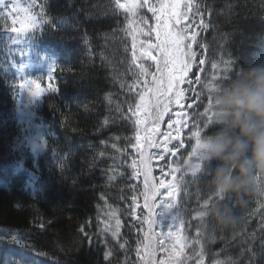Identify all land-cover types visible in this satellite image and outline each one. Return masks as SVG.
Returning a JSON list of instances; mask_svg holds the SVG:
<instances>
[{
    "label": "trees",
    "instance_id": "1",
    "mask_svg": "<svg viewBox=\"0 0 264 264\" xmlns=\"http://www.w3.org/2000/svg\"><path fill=\"white\" fill-rule=\"evenodd\" d=\"M30 2L26 0L24 5ZM149 2L156 6L154 0ZM192 3L199 4L208 25L199 30V65L193 70L200 80L197 101L209 105L211 90L234 77L240 64L264 60V0ZM40 4L45 5L50 26L20 44L8 40L0 21V227L27 235L16 242V248L22 250L18 264H143L134 237L139 222L133 221L132 210L126 212L128 205L133 206L134 196L141 199L140 182L137 185L131 179L130 162L136 156L128 138L135 135V128L116 110L121 105L127 113V103L134 99L121 84L132 83L129 46L139 31L126 32L129 20L115 9L113 0H37ZM39 10L37 7L29 15ZM27 15L23 12L18 17L27 22ZM140 16L153 25L151 11L141 8L132 28L139 27ZM7 26H13L12 19ZM15 27L24 29L20 22ZM23 62L27 70L19 67ZM53 64L62 68L55 73L58 92L32 99L25 90L17 103L13 98L15 77L36 78L32 75L41 72L38 84L44 79L45 84L39 86L47 89L46 75ZM15 106L35 119L31 125L38 131H31V136L37 134V146L42 142L46 147L35 158L29 191L21 186V174L9 182L4 178V168L17 160L16 140L27 129L20 132V125L10 120ZM206 112L209 114L208 108ZM65 117L67 127L62 125ZM114 137H120L119 141ZM113 143L126 151H117ZM53 155L59 156L58 164ZM104 170L114 172L115 179L109 182ZM205 171L207 175L198 178L186 175L185 183L188 177L192 183L181 184V194L187 197L181 215L182 235L198 243L188 246L178 260L182 264H264V198L246 197L242 206L234 196L221 200L210 190V175ZM210 204L232 207L235 226L221 229L207 217ZM109 205L119 210L122 227L117 239L110 233L99 234L108 219ZM37 214L51 220L46 229L34 227ZM140 214L143 216L142 211ZM82 226L92 236L93 245L79 231ZM109 250L111 255L105 260Z\"/></svg>",
    "mask_w": 264,
    "mask_h": 264
},
{
    "label": "rangeland",
    "instance_id": "2",
    "mask_svg": "<svg viewBox=\"0 0 264 264\" xmlns=\"http://www.w3.org/2000/svg\"><path fill=\"white\" fill-rule=\"evenodd\" d=\"M26 0H18L21 7H26L25 4ZM156 3L155 9L156 12L153 13L151 11V18L153 20L152 24H139L138 28H143V31L145 33L151 31V36L135 34V43H136V53L139 56L142 52L141 49V43H144L145 48H147L148 43H151L153 46L158 43L156 39V31L157 26L159 25V30L161 32V39H163V33L165 30V24H167L169 27H171L173 24L176 26L172 28V30L175 32L178 29L184 27L188 24L187 20L181 21L179 24L176 23V17L172 16L173 11L177 13V15L181 11H189L188 9H185V4L188 3V0H154ZM123 2V0H122ZM150 3V2H149ZM195 5V4H193ZM142 9H146L148 12V6L146 5ZM195 12V8H192L190 10V14ZM15 14V15H14ZM13 15L15 17H18V15L21 17L23 16V11L14 13ZM29 15V13H27ZM157 16H159L161 19L160 21L157 20ZM18 17L17 23L21 21V18ZM11 19V17H9ZM140 19H143V17L140 16ZM144 20V19H143ZM145 21V20H144ZM196 23H199V18H196ZM192 27L195 28V25ZM195 30L199 33V28H195ZM185 31L191 35L193 28H185ZM197 39H200L199 36H197ZM132 44L133 39H131V43L129 46V53L130 56L132 55ZM198 47V43L193 44L192 50L196 53ZM153 55L156 57V60L153 61L151 59L144 58L143 63L146 67L149 68V70L152 73H155L157 78L160 77L161 73L157 72V63H159V67L161 71L164 73V88L167 87L166 81H167V70L163 67V62L161 59L160 51L159 49L153 50ZM198 56V55H197ZM201 57V55H200ZM199 65V58L193 63L190 71L188 72L187 76L185 77L186 80H191L192 84L189 85L185 82H181L179 84L180 89H184V99L181 101V103L178 105L175 103V95L174 93H169L168 95H155L151 92H149L147 95L151 98V103L153 105V112L154 113H163L162 117L160 118L158 123H154V117L149 118L146 120L145 125H141V135L144 136L145 134L151 136V139L157 144V147L155 148H147L143 141L141 142L138 147L141 149V151L144 154V158L148 160L149 163V169L150 174L148 176V180L150 184H154L156 186V189L158 190V195L156 197V200L159 201L161 198H167L169 192L171 189H168L166 187H161V182H163L164 185H170V184H178V187L176 189L177 195H176V202L179 207V214L180 217L182 213L184 212V209L186 207V200L187 197H184L181 193H183L182 189V183H185L184 178H186V175H189L193 178H198L201 175L206 174L205 169L208 172L209 170L206 168V164L200 161L196 156V148L199 144L198 137L201 135V133L208 127V120L209 117L211 118V113L207 114L205 111L208 108V104H202L199 101H197V95L196 90L198 88L199 83H196V79L194 77V70L193 68L195 66ZM130 65H131V59H130ZM27 64L21 63L19 64V67L22 69L27 70ZM133 71L134 68H131ZM27 72V71H26ZM41 72L34 73L32 77H39L41 76ZM199 75V73H198ZM197 75V76H198ZM19 77H15L16 83L14 84L16 87H13V98H17V103L20 101V99L23 96V93L25 90H20L19 93L17 91L18 89V79ZM149 81H151L152 77H147ZM43 83L45 84V80H40L39 84ZM151 86V85H150ZM34 87V86H33ZM41 87V86H40ZM162 88V91L164 90ZM44 89V88H43ZM132 102H135V98ZM208 103V102H207ZM211 103V102H210ZM167 105V111H165L164 106ZM191 105V107H189ZM28 112L25 110H17V107L15 106L11 116L10 120L14 121L17 125H20L21 130L20 132L26 129L25 134L22 136L19 135V139L17 138L15 143V152L18 153L17 160L13 162V164L10 167L4 168V178L7 182H9V179L16 176L17 174H21L22 177V183L21 186L24 191L30 190L31 187V179L33 178V166L34 161L39 156V154H44V151L46 150L45 145L40 142L37 146L36 143V135L34 137L31 136V131L37 132L38 128L31 125V122L35 119L31 115H27ZM143 113H141V117L143 118ZM181 118L186 120L185 126L181 128L178 121L181 120ZM200 130V134L198 137H192V132L196 129ZM155 129V131H153ZM179 130V131H178ZM179 136V138H178ZM31 138V139H30ZM183 141V145L177 147V145L180 144V141ZM165 141H168L167 143V149H170V151L165 150ZM135 160L137 162V165L140 163V153L134 150ZM35 155V157H34ZM187 156V157H186ZM54 161L56 164L59 162V156L53 155ZM150 157V159H149ZM133 160L130 162L132 165ZM31 163V166L29 165ZM133 168V167H132ZM177 169L176 172H171V169ZM134 170V169H133ZM135 170L133 171V176L131 179L136 182H140V187L138 191V195L141 199L136 200V204L128 205L126 207V212L132 210V218L133 221L136 223L139 222V228L134 231V237L135 241H138V248L140 249V255L143 257L141 261H143V264H161L163 261L164 264H177L178 257L182 255L188 246H192L193 244L197 246L198 242H190L188 237H185L182 235V229L184 226V223L182 227L174 225L173 231L177 233V235L181 238L179 243L175 244V247H173V244L175 243V237H168V228L167 225L172 223L171 219L164 221V226L161 228L159 220L157 217H153L154 220H157V223L152 226V229L150 230L149 224L146 220V217L148 216L147 209L144 208V193H145V184H144V169L141 166L140 171L138 173H135ZM191 177H188L187 185H190L192 183ZM141 211L143 212V216H141ZM157 212L159 209L156 210ZM175 211V210H173ZM139 220V221H138ZM181 220L183 221V218L181 217ZM184 222V221H183ZM148 228V232L143 233L144 227ZM161 231L164 232V236H161ZM27 235L25 233H18L16 231L8 230L5 228L0 227V264H18L20 260V254L22 253V250L19 248H16L18 245L16 242H19L22 239H25ZM158 241H163V244L161 245L158 243ZM149 245L151 249L149 248ZM182 246V250H181ZM167 248L169 252H171V256H169V252H166L164 249ZM24 250V248H22ZM150 251V255L147 253ZM23 256H26L23 254ZM28 257V256H26ZM25 258V257H22ZM193 257L191 256V259ZM41 262V261H40ZM38 263V262H37ZM40 264V263H38ZM195 264V263H194Z\"/></svg>",
    "mask_w": 264,
    "mask_h": 264
},
{
    "label": "snow or ice",
    "instance_id": "3",
    "mask_svg": "<svg viewBox=\"0 0 264 264\" xmlns=\"http://www.w3.org/2000/svg\"><path fill=\"white\" fill-rule=\"evenodd\" d=\"M114 7L117 11H121L126 14V19L129 20V26L126 28L127 31L136 32L139 31L141 35L151 36V31L145 33L143 28H132V24L135 23L134 18L138 15L139 9L148 6V10L152 11L153 13L156 12L155 7L149 4V0H113ZM37 7H39V11L35 12V15H27L26 21L21 20L20 23L24 25V29L15 27L17 20L16 17L13 15L14 13H18L23 11L24 13H30L34 11ZM45 5L40 4L37 5V0H31L27 7H21L18 0H0V21H3V30L8 34V40L12 44H20L23 39L27 36L36 34L38 32H42L46 25L50 26V18H47V14L44 10ZM195 8V12L190 14V10ZM185 9L189 11H181L178 15L175 11H173L172 16L176 17V23L179 24L181 21L187 20L188 24L184 27L178 29L177 31H173L176 25L173 24L169 27L165 24V30L163 33V39H161V32L159 30V25L157 26L156 31V39L158 43L154 46L151 43H148L147 48H145L144 43H141L142 52L138 56L136 53V43H135V36L133 35V44H132V55H131V68L135 70L132 72L133 80L131 84L125 85L124 83L121 84L122 88L126 87V90L130 96L135 98V102H128L127 103V113H125L123 107L121 105H117L116 110L119 114L120 118L127 119L133 123L135 128V135L129 139V145L138 153H140L141 159L139 165L137 162L133 160L131 167L135 170V173L140 171V167L142 166L144 169V184H145V193H144V208L148 211V216L146 220L149 224L150 230L152 226L157 223V220H154L153 217H157L159 220L161 228L164 226V221L171 219L172 223L167 225L168 228V237H175V243L173 247H175L176 243L180 242V237L177 235L176 232L173 231V226L177 225L182 227L183 221L181 220L179 214V207L176 202V195H177V187L178 184H170L164 185L161 182V187H166L171 189L168 194L167 198H161L159 201L156 200L158 195V190L154 184H150L148 180V176L150 174L149 163L148 160L144 158V154L138 145L141 144L143 141L144 145L147 148H155L157 144L151 139V136L145 134L144 136L141 135V125H145L147 119L154 117L153 122L158 123L160 118L162 117L163 113H154L153 112V105L151 103V98L148 97V93L151 92L157 96L159 95H168L169 93H174L175 95V103L180 104L181 101L184 99V89L179 88V84L181 82H185L189 85L192 84L191 80H186L185 77L187 76L188 72L190 71L193 63L196 60L197 53L192 50L193 44L198 43L197 36L199 33L195 30V28L199 29H207L208 25L204 21V14L200 9L199 4L193 5L192 0H188V3L185 4ZM11 17L12 19V27L7 26V21ZM158 21H160V17H156ZM196 18H199V23H196ZM140 24H145L146 21L141 19L139 21ZM195 25L191 35L185 28H192ZM26 29V30H25ZM159 49L161 59L163 62L164 69L167 70V87L164 88V73L161 71L159 67V63H157V72H160L161 75L157 78L155 73H152L148 67L145 66L143 63V59H151L153 61L156 60V57L153 55V50ZM200 63H205L204 59L200 60ZM215 67V65H213ZM58 69H61V66L53 64V66L49 70V74H47V80L49 81V85L47 89H42L39 84L38 80L42 77L36 78H21V82L18 86V93L20 90H26L27 96L32 99H35L37 96H44L48 93H57L59 90L57 78L55 73ZM151 76L152 79L149 81L147 77ZM199 77L196 79V83H199ZM151 85V86H150ZM34 86V87H33ZM16 86L14 85V88ZM162 88L164 90L162 91ZM191 107V105H189ZM165 111H167V105L164 106ZM207 111V109L205 110ZM141 113H143V118L141 117ZM210 122V117H209ZM181 128L185 126L186 120L181 118L178 121ZM62 125L67 127V118L65 117L62 120ZM73 130H78L73 128ZM155 131V129H153ZM179 131V130H178ZM200 134V130L197 128L195 131L192 132V137H198ZM179 138V136H178ZM115 141H119V138L114 137ZM134 141V143H133ZM168 141H165V150L170 151L167 149ZM183 141H180V144L177 147L182 146ZM112 147L117 151H126V149L122 150L118 147L117 143H113ZM99 156L103 157L104 153H99ZM150 159V157H149ZM177 169H171V172H176ZM135 173L134 177L135 178ZM105 176L109 182L115 179V173L112 172L110 174V170H104ZM103 198V197H102ZM133 204H136V197H133ZM110 211L106 213L108 217L107 220L104 221V227L100 229L99 234L103 233H110L113 239H117L120 236V228L122 227L121 221L118 215V209H112L111 206H108ZM159 209L157 212L156 210ZM175 210V211H173ZM201 216V214H198ZM114 221V224H113ZM90 223V221H89ZM34 227L39 228L40 230L46 229L50 224V219H45L44 217L40 216L39 214L36 215L33 221ZM79 231L84 234V236L88 239L89 246L94 244L93 238L87 232H85L84 227L82 226ZM161 236H164V232L161 231ZM127 242L120 245L121 248L125 247ZM161 245L163 241H158ZM166 252H169L167 248L164 249ZM182 250V246H181ZM138 255L140 253V249H137ZM150 255V251L147 253ZM111 255V251L105 252V260H108ZM169 256H171V252H169ZM143 259V257H141ZM161 264H164L162 261ZM177 264H182L181 261L177 260Z\"/></svg>",
    "mask_w": 264,
    "mask_h": 264
},
{
    "label": "clouds",
    "instance_id": "4",
    "mask_svg": "<svg viewBox=\"0 0 264 264\" xmlns=\"http://www.w3.org/2000/svg\"><path fill=\"white\" fill-rule=\"evenodd\" d=\"M211 121L198 137L197 158L208 166L209 188L221 200L264 198V60L240 64L234 77L210 92ZM206 216L234 227L232 207L209 205Z\"/></svg>",
    "mask_w": 264,
    "mask_h": 264
}]
</instances>
